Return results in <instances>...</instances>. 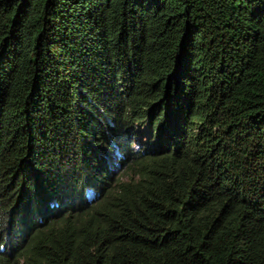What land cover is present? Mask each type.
Here are the masks:
<instances>
[{"label":"trees","instance_id":"16d2710c","mask_svg":"<svg viewBox=\"0 0 264 264\" xmlns=\"http://www.w3.org/2000/svg\"><path fill=\"white\" fill-rule=\"evenodd\" d=\"M0 264H264V0H0Z\"/></svg>","mask_w":264,"mask_h":264},{"label":"rangeland","instance_id":"374dc122","mask_svg":"<svg viewBox=\"0 0 264 264\" xmlns=\"http://www.w3.org/2000/svg\"><path fill=\"white\" fill-rule=\"evenodd\" d=\"M150 127L145 123H136L132 127L133 132H138L134 141L132 142L133 147L142 148V145H146L148 148L156 147L159 142H155L154 136H152V142H148L150 135ZM147 143V144H146Z\"/></svg>","mask_w":264,"mask_h":264},{"label":"clouds","instance_id":"9594fccd","mask_svg":"<svg viewBox=\"0 0 264 264\" xmlns=\"http://www.w3.org/2000/svg\"><path fill=\"white\" fill-rule=\"evenodd\" d=\"M117 163V162H116Z\"/></svg>","mask_w":264,"mask_h":264}]
</instances>
